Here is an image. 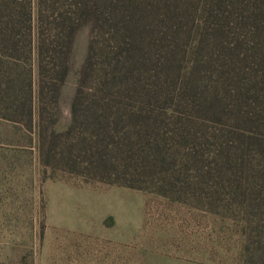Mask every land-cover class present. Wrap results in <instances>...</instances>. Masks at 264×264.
<instances>
[{"label":"rangeland","instance_id":"374dc122","mask_svg":"<svg viewBox=\"0 0 264 264\" xmlns=\"http://www.w3.org/2000/svg\"><path fill=\"white\" fill-rule=\"evenodd\" d=\"M204 2L194 0L193 31L201 25ZM242 2L224 0L217 10L228 17L231 32L224 37L225 51L236 47L233 70L226 69L231 79L221 80L219 63L206 66L200 59L201 93L195 99L215 105L181 103L190 46L174 87L155 102L159 107L150 118L155 142L139 144L124 119L118 131L130 138L121 149L108 145L118 144V133L106 136L84 126L61 137L47 158L38 152L36 122L29 128L24 116L7 119L0 110V264H247L244 246L250 249V239L258 238L253 220L258 208L249 204L256 206L264 195V85L257 82L261 67L253 59L243 61L253 54L244 51L254 47L249 1ZM234 21L246 26L234 32L229 25ZM90 36L88 27L76 36L58 107L46 114V135L50 129L64 133L70 125ZM100 40L97 35V46ZM0 61L21 78L36 69L35 55L25 50H0ZM93 92L90 83L86 98ZM186 97L192 99L188 92ZM125 102L129 111L133 102ZM163 107L167 111L159 115ZM78 138L85 139V151L74 149L62 159L65 142Z\"/></svg>","mask_w":264,"mask_h":264},{"label":"trees","instance_id":"16d2710c","mask_svg":"<svg viewBox=\"0 0 264 264\" xmlns=\"http://www.w3.org/2000/svg\"><path fill=\"white\" fill-rule=\"evenodd\" d=\"M234 1L243 5L242 0ZM248 1L251 10L248 29L254 48L244 51L253 54L246 55L243 61L250 58L261 67L257 82L264 85V0ZM223 3L224 0H205L200 10L201 25L193 31L190 19L194 0H0V50L4 53L25 50L35 55L36 62L35 71L21 78L23 75H17L9 63L0 61V110L7 119L24 116L29 128L36 122L38 152L47 158L61 137H68L84 126L100 128L106 136L118 133V144L108 145L121 149L119 145L130 138L121 137L118 131L124 119L128 121L125 127L134 131L139 144L142 140L148 143L149 138L155 142L154 124L150 123L152 113L159 107L155 102L174 87L186 48L191 46L193 57L189 78L180 88L181 103L200 109L216 103L195 99L201 93L196 91L201 57L205 58L206 66L219 63L221 80L231 79L226 69L233 70L230 64L236 58L233 56L236 47L231 52L225 51L224 37L231 32L226 28L228 17L218 16L217 10ZM211 24L215 27L211 28ZM229 25L234 32L246 26L237 21ZM85 27L90 29L91 36L86 59L78 72L70 125L64 133L50 129L46 135V114L58 107L76 36ZM97 35L101 37L100 46L95 41ZM208 45L212 53L206 51ZM96 58H100L97 61L100 68H96ZM90 83L94 92L86 98ZM187 92L192 99L186 97ZM235 93L238 96L236 88ZM125 99L133 102L129 111ZM161 110L158 114L164 115L167 108ZM85 142L84 138L65 142L62 159L74 149L85 151ZM258 199L256 206L249 204L252 209L258 208V214L253 215L258 238L250 239V249L244 246L247 264H264V195Z\"/></svg>","mask_w":264,"mask_h":264}]
</instances>
